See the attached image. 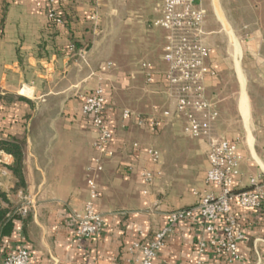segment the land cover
<instances>
[{
    "label": "crops",
    "instance_id": "1",
    "mask_svg": "<svg viewBox=\"0 0 264 264\" xmlns=\"http://www.w3.org/2000/svg\"><path fill=\"white\" fill-rule=\"evenodd\" d=\"M56 1L62 25L48 22L43 0H0V145H21L23 179L19 185L11 170L14 158L0 147V264L19 249L28 252L32 264H129L137 256L129 252L132 244L149 242L168 213L191 209L201 195L218 194L205 181L207 145L188 137L183 120L173 113L163 77L165 43L152 27L161 0ZM195 6L205 11V45L213 40L220 49L233 46L236 52L239 47L240 54L210 56L214 76L204 87L218 111L212 134L241 140L235 189L247 190L249 178L264 179V0H195ZM244 32L245 56L235 38L232 43L228 38ZM260 80L261 90L256 87ZM98 85L105 93L113 156L90 174L99 154L81 106L82 97ZM124 111L131 114L127 120ZM166 111L169 117L163 116ZM136 116L155 119L159 126L152 131L138 125ZM149 148L158 151L157 164L150 162ZM142 170L153 174L150 184L140 177ZM90 175L99 191L94 212L103 225L99 235L82 240L75 235L74 216L83 213ZM21 207L27 208L25 215L18 213ZM14 213L18 217L12 218ZM233 213L244 232L241 258L233 264H264V203L255 210L236 207ZM222 229L219 220L215 239ZM211 236L195 213L172 228L154 264L199 259L228 264L208 244ZM201 241L206 247L199 253Z\"/></svg>",
    "mask_w": 264,
    "mask_h": 264
},
{
    "label": "built area",
    "instance_id": "2",
    "mask_svg": "<svg viewBox=\"0 0 264 264\" xmlns=\"http://www.w3.org/2000/svg\"><path fill=\"white\" fill-rule=\"evenodd\" d=\"M46 4V18L48 22L56 25L64 24L63 18L58 14L56 0H44ZM160 16L152 22L153 27L165 32L163 46V60L167 70L163 74L167 85V92L174 100V115L184 122V133L197 140H204L207 145L206 158L208 169L206 184L216 186L218 194L201 195L194 207L188 210H176L168 213L165 226L160 229L146 244L135 242L129 252L137 256L129 264H154L156 253L163 247L166 237L172 228L182 220L188 219L197 213L203 220L205 231L212 235L208 244L215 253L225 257L228 264L238 261L241 256L238 245L244 239V232L234 215V208L255 210L264 203V179L259 177L249 178V189L236 190L235 181L239 176L238 165L240 156L238 144L234 141L215 137L213 124L218 117V111L205 92L204 83L208 77L214 76V70L208 64L211 51L204 43L202 28L205 11L195 6V0H161L158 6ZM73 49V47L71 46ZM146 82L151 83L153 74L151 66L144 65ZM106 104L105 93L102 85H98L91 93L82 97L81 112L89 118V124L96 137L93 143L99 156L94 159L93 166L88 172L97 173L102 170V159L113 156L109 149L112 132L104 118ZM170 112H163L169 117ZM131 117L129 111L123 112V119ZM136 123L147 126L155 131L159 122L136 116ZM137 147V145H134ZM146 154L152 164H157L160 159L158 151L146 149ZM145 184H150L153 174L142 170L140 173ZM88 199L85 202L81 215H75L74 232L77 238L86 240L99 235L103 225L102 217L94 212V202L99 196L97 185L92 175L87 179ZM20 215L27 213L26 207L18 209ZM223 223L222 237H213L217 221ZM206 244L199 242V253L205 249ZM1 264H32L28 252L19 249L4 258ZM195 264H203L199 259Z\"/></svg>",
    "mask_w": 264,
    "mask_h": 264
},
{
    "label": "rangeland",
    "instance_id": "3",
    "mask_svg": "<svg viewBox=\"0 0 264 264\" xmlns=\"http://www.w3.org/2000/svg\"><path fill=\"white\" fill-rule=\"evenodd\" d=\"M153 31L155 33V36L158 37V39H160L162 37V35H163V39H164V43H165V32L162 29L157 28V27H153ZM234 34H235L236 37L232 36L233 34L231 35V33H229L228 36H230V35L231 36L228 37V38L230 39V42H231V38H235V40L237 41V43L239 44V46H240V48H241V50L243 52V56H245L244 44H245L248 36H247V34L245 32L244 33H234ZM209 37L213 38L214 37V33H211L209 35ZM208 47H209V49L211 51V55L212 56L216 55L218 57L220 54H223V55H227L228 54V55H230L232 53V51H233L234 54H236L235 48L233 46H231V48H228V47L225 48L224 47L223 49H220L219 47L214 45L213 40L211 41V46H208ZM221 50H222V52H221ZM163 63L165 64V67H167V64L165 63V61H163ZM240 63L241 62H239V66L241 67ZM242 70L245 71V69L243 67H242ZM260 71H261V68L257 72H260ZM256 87H257V89H260V90L262 89V81L261 80H260V82L259 81L256 82ZM253 106H254V109H257L259 107L258 100H257L256 97H255V99H253ZM235 141L237 142L238 147L242 145L241 144V140L236 139Z\"/></svg>",
    "mask_w": 264,
    "mask_h": 264
},
{
    "label": "trees",
    "instance_id": "4",
    "mask_svg": "<svg viewBox=\"0 0 264 264\" xmlns=\"http://www.w3.org/2000/svg\"><path fill=\"white\" fill-rule=\"evenodd\" d=\"M44 1V0H43ZM45 3V2H44ZM46 5V4H45ZM59 14V13H58ZM62 18V16L59 14ZM51 24L56 25L54 22ZM74 49H78V46L75 44L73 45ZM3 151L10 154L14 158V166L11 168L14 176L18 179L19 185L23 183L22 179V152H21V145L18 143H7L4 142L0 145ZM4 213L0 212V222L3 220ZM18 217L16 213L12 216V218Z\"/></svg>",
    "mask_w": 264,
    "mask_h": 264
},
{
    "label": "bare ground",
    "instance_id": "5",
    "mask_svg": "<svg viewBox=\"0 0 264 264\" xmlns=\"http://www.w3.org/2000/svg\"><path fill=\"white\" fill-rule=\"evenodd\" d=\"M233 40V39H232ZM233 42H235V40H233ZM236 53L237 54H240L239 52V47L238 45L236 44ZM240 108H241V114L244 118V121H245V124L247 123L248 121V104H247V99L245 97V95L243 94L242 96V99H241V102H240ZM254 158L256 159V161L262 166L261 162L258 160V158H256L254 156Z\"/></svg>",
    "mask_w": 264,
    "mask_h": 264
}]
</instances>
